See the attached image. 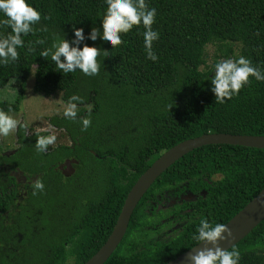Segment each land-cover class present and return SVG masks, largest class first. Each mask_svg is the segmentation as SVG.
<instances>
[{
    "label": "trees",
    "instance_id": "1",
    "mask_svg": "<svg viewBox=\"0 0 264 264\" xmlns=\"http://www.w3.org/2000/svg\"><path fill=\"white\" fill-rule=\"evenodd\" d=\"M29 2L41 20L23 37L18 60L0 65V89L18 79L14 105H20L34 71L35 93L61 92L65 103L75 93L84 101L77 119H49L69 145L38 152L36 136L46 134L28 135L20 124L17 147L8 153L0 147V264H84L106 243L130 189L162 153L205 134L264 137V80L250 76L239 95L220 104L209 79L218 60L240 56L264 73V0H146L157 10L158 59L147 58L140 24L122 33L115 48L86 41L110 53L105 62L98 57L95 77L62 73L40 53L64 35L71 40L73 26L86 36L93 27L102 31L105 0ZM10 31L0 24V35ZM208 46L216 47L210 66ZM89 113L92 125L82 131ZM37 178L45 187L34 195ZM262 189L264 149H195L148 189L105 264H166L200 243L194 234L202 218L226 224ZM233 249L239 264H264V220Z\"/></svg>",
    "mask_w": 264,
    "mask_h": 264
},
{
    "label": "clouds",
    "instance_id": "2",
    "mask_svg": "<svg viewBox=\"0 0 264 264\" xmlns=\"http://www.w3.org/2000/svg\"><path fill=\"white\" fill-rule=\"evenodd\" d=\"M106 9L102 14V31L93 27L85 34L82 27L73 26L71 40L65 35L53 41L50 48H45L40 55L51 56V60L62 73L79 72L88 77H95L100 73L102 58L105 62L110 53L104 48H98L95 44L89 45L86 41L93 42L98 39L103 43L111 44L114 48L122 43V33L129 32L134 26H144V47L147 58L152 61L158 59L153 51V41L159 39V32L152 25L156 19V8H149L146 0H105ZM0 13L5 17L0 19V24L10 27L11 31L6 35H0V65H7L18 60L20 52L18 48L25 45L23 39L34 31V25L41 20V12L33 6L29 0H0ZM36 43L43 44L44 40L37 39ZM83 45V46H81ZM34 51L33 47L28 49ZM63 57V59H62ZM211 92L215 101L224 104L249 82V77L264 80V73L253 66L252 62L240 56L237 59L227 58L218 60L213 67ZM84 97L72 94L64 108V116L68 119H77L78 102L82 103ZM9 111L0 110V135L8 136L17 130L20 121L10 115ZM82 131H87L92 125L91 113L81 119ZM57 137L54 133L48 135L37 134L35 147L38 152H45L49 145H53ZM33 194L44 190V182L37 178L32 182ZM226 234V235H225ZM232 236L227 224L215 223L208 219H201L194 239L200 242H209L214 247L202 248L190 255L191 264H239L240 253L238 250H228L220 246L221 240H227Z\"/></svg>",
    "mask_w": 264,
    "mask_h": 264
},
{
    "label": "water",
    "instance_id": "3",
    "mask_svg": "<svg viewBox=\"0 0 264 264\" xmlns=\"http://www.w3.org/2000/svg\"><path fill=\"white\" fill-rule=\"evenodd\" d=\"M209 145H231L264 149V137L205 134L183 141L162 153L130 189L118 216L117 223L106 243L84 264H105L125 236L133 211L156 179L186 154ZM263 220L264 189L226 223L228 228L231 229L232 236L227 240H221L219 242L220 246L224 249H231L252 232ZM210 247H214V245L209 242H200L166 264H191L190 255L198 252L202 248Z\"/></svg>",
    "mask_w": 264,
    "mask_h": 264
},
{
    "label": "rangeland",
    "instance_id": "4",
    "mask_svg": "<svg viewBox=\"0 0 264 264\" xmlns=\"http://www.w3.org/2000/svg\"><path fill=\"white\" fill-rule=\"evenodd\" d=\"M215 46H208V66L212 63L215 53ZM34 70V69H33ZM18 79H12L11 82L3 89H0V108L14 116L20 124L25 125L26 133H44L46 135L54 133L57 137L53 145H49L47 151H50L60 145H69L70 142L62 131L56 130L49 124V119L53 117H63L64 108L67 105L63 100V94L56 92L50 96L33 91L34 71H32L25 85L24 99L20 105L15 106V99L18 93ZM16 131L8 136L0 135V147L4 152H11L16 147ZM66 264H73L69 261Z\"/></svg>",
    "mask_w": 264,
    "mask_h": 264
}]
</instances>
